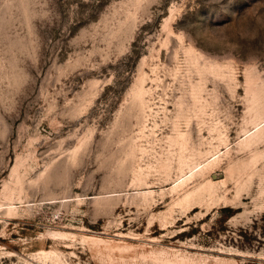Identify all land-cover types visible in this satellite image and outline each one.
Masks as SVG:
<instances>
[{"label":"rangeland","instance_id":"1","mask_svg":"<svg viewBox=\"0 0 264 264\" xmlns=\"http://www.w3.org/2000/svg\"><path fill=\"white\" fill-rule=\"evenodd\" d=\"M0 264H264V0H0Z\"/></svg>","mask_w":264,"mask_h":264}]
</instances>
